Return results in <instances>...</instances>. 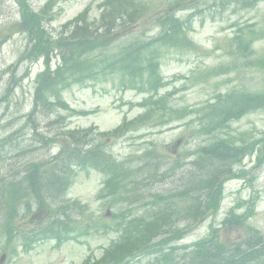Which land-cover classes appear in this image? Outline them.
I'll return each mask as SVG.
<instances>
[{
    "label": "rangeland",
    "instance_id": "374dc122",
    "mask_svg": "<svg viewBox=\"0 0 264 264\" xmlns=\"http://www.w3.org/2000/svg\"><path fill=\"white\" fill-rule=\"evenodd\" d=\"M100 1L64 0L60 2L54 10L56 20L50 26L51 31L55 35L60 33L63 30V24L73 19L86 6H90L95 15L96 6ZM145 1L150 6H154L156 11L163 8L164 4L170 0ZM44 2L45 0H29L34 11L39 10ZM221 2L230 3V5H225V9H221ZM201 3L199 8L203 13L195 19L192 31H190L191 39L198 46L197 52L191 50L180 53L168 50L161 60L160 70L163 78L170 80L174 76L178 77L167 88L168 92L175 90L170 103L174 109L200 106L217 91L227 89L255 91L264 88V73L226 56L228 54L227 39L232 36L238 26L242 28L250 24L258 29L259 27L264 28V0L249 10L236 7L234 0H201ZM18 18L19 9L16 0H0V29L18 21ZM147 18H151V15H147L141 22ZM141 22L135 28L134 36H139L140 31L148 25V22L151 24L149 19L142 24ZM254 47L264 53V40L255 43ZM25 48L26 40L23 36L15 34L0 49V178L19 177L23 174V164L46 158L45 148L38 149L39 151H25L27 147L37 148L33 146L32 127H36L38 134L45 131L62 132L72 129L82 131L89 128H94L95 135L103 131L110 134V131L114 130L124 117L132 119L143 111L135 104L140 102L145 95L130 90H121L117 84L118 78L113 76L111 80L87 88H73L64 93L63 97L71 107L80 111H91L87 116L71 117L65 112H59L65 120L57 124L52 123V117L55 115L50 117L35 113L31 118L32 123L29 122L28 114L35 87L34 79L40 70V65L33 66L30 76L13 88L9 96L5 98V89L10 85L12 66ZM220 65H229L228 74L207 79L206 83H201V78H198L199 81L192 85L187 81V78L193 74H199ZM23 71L24 65H17L13 72L14 77L20 78ZM187 121L186 119L162 127H155L149 123L145 127L136 128L137 131L130 129L131 132L123 136L110 138V141L105 144V149L115 159L129 158L138 166L144 167L141 170V179L137 182L145 184L149 177L148 170L152 165L162 167L160 172L152 177L154 182L150 186H141L142 195L140 196H143V199L136 202L133 199L131 204L129 202L115 204L109 209L106 206L108 199L98 196L103 177L94 170L88 173L76 170L72 186L65 198L66 203L70 200L81 202L79 214H76L74 220L78 241L65 242L60 246H56L55 242L39 245L32 253L20 255L13 264H81L87 256L99 258L102 249L117 237L113 232L105 234L102 229V225L112 223L110 219L112 213L132 209V216L139 215L144 211L141 203L149 200L152 195H166L175 192L184 186V181L191 178L193 167L190 163L196 158L197 148L201 144L210 142L211 139L206 136H192V130L185 127ZM24 124L26 126L22 129ZM228 132L237 141L243 137L248 143L261 141L263 150L264 110L231 122ZM10 134H13L11 142L3 144L1 139ZM90 138L85 135L82 139L80 138V142H89ZM106 139V137L94 136L91 143L100 140L104 142ZM183 140L187 141L183 143ZM59 141L62 140L55 139L54 148L51 144L49 151L51 154L57 152ZM144 152L152 153L154 156L141 159L139 156ZM255 159L256 155L246 156L237 170L243 171L242 177L233 178L225 183L223 199L216 216L210 215L206 220L195 225H178V228H183L181 230L188 228L183 239L177 243L178 245L187 246L197 242L208 235L211 227L219 228V235L222 239L230 241L243 239L242 231L234 228L227 232L219 225L234 204L256 195L258 200L256 214L250 220V225L264 234V163L255 167ZM145 162L150 166L145 168ZM177 163L182 167L174 171L175 168L171 169V166L174 167L173 165ZM188 174L190 176H187ZM107 209L110 210L108 217L105 216ZM39 217L32 216L30 220L37 223ZM24 226L27 229L33 224L26 221ZM144 263L143 261L141 264Z\"/></svg>",
    "mask_w": 264,
    "mask_h": 264
},
{
    "label": "trees",
    "instance_id": "16d2710c",
    "mask_svg": "<svg viewBox=\"0 0 264 264\" xmlns=\"http://www.w3.org/2000/svg\"><path fill=\"white\" fill-rule=\"evenodd\" d=\"M55 1L50 0L46 3L39 14L32 13L24 0L19 1L22 8V21L16 27L17 30L26 34L31 43L21 60L28 62H35L40 58L44 60L46 70L39 77L41 91L50 90L62 81L66 82L75 72L89 75L96 72L102 74L104 69L106 73L108 68L112 69L116 66L119 67L116 70L122 73V80L130 85L136 76L141 79L145 73L153 71L152 60L156 58V54L152 55V53H156L153 45L158 43L182 45L181 43L186 38L185 23L177 19L174 12L155 11L154 6L141 3L140 0H106L104 7L106 6L107 10L102 13L97 22L89 23L86 14L81 15L75 20L76 23L67 36H59L54 39L45 28L44 20L50 21V9ZM171 6H174L173 3ZM46 14H49V17L46 18ZM149 14L151 15L150 20L153 19L154 24L159 27L158 36L160 34L161 36L158 39L153 43H142L143 45L130 42L127 46L120 47L114 52H106L107 48L112 47L116 40L128 33V29L135 27ZM263 36L262 30H249L247 33L239 31L231 40L230 56L236 60L249 59L254 53L253 43ZM97 51L102 52L96 53ZM140 51L147 56L146 62L148 61L149 67H139L134 71V63L138 61L135 56ZM55 55L61 59V66L51 72L48 68L49 62ZM110 62H113L114 66ZM261 63L264 64V57L256 58L251 62L258 67ZM222 69L224 68L216 70L215 74ZM227 70L226 68L224 72ZM41 91L37 90L36 99L44 108L48 103ZM48 92L54 93L56 96L59 94V90ZM205 108L206 111L202 115L201 121L207 125L204 131L210 133L216 127H225L232 119H239L249 112L264 109V91L256 93L229 92L227 95L217 96L215 101L207 104ZM248 146L251 145L248 144ZM248 146L237 147L231 137L228 140H217L209 144L208 147L201 148L199 153L202 154L200 156L206 165V171L201 170L197 181L191 183L189 181L188 188L183 190V195L171 194L161 198L159 201L164 205L153 213L152 220H141L135 225L131 222L130 226H134L135 235L133 236L132 233L120 244H113L100 260L90 264H120L125 257H132L136 252L146 249L148 246L155 247V249L159 247L162 250L171 241L178 240L181 233L174 227L176 220L173 221V218L189 215L195 219L208 209L216 211L221 200L222 185L227 178L234 174L231 166L239 162L247 152L252 151L253 146L251 148ZM33 172L29 173L26 178L32 190L34 187ZM52 184L55 186L58 182L50 181L49 189ZM16 186V182L8 186H0V213L11 214L15 211L18 202L23 200L24 197L18 195L19 189ZM33 192H38V189L36 188ZM253 209L254 202L251 201L244 214L230 213L224 224L244 227L247 219L251 217ZM48 230L50 232L54 230V223L48 226ZM248 231L250 234L246 240L242 244L233 246H229L212 234L207 240L196 244V252L193 253L191 264H264V237L250 229ZM160 235H167V238L152 244L151 241ZM168 255L170 256V254ZM168 255L159 257L161 264L168 262L172 264Z\"/></svg>",
    "mask_w": 264,
    "mask_h": 264
}]
</instances>
